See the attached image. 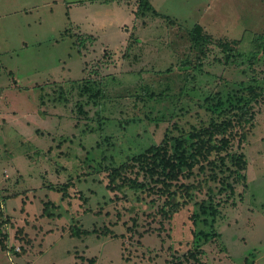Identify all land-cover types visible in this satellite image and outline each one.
<instances>
[{
	"label": "rangeland",
	"instance_id": "374dc122",
	"mask_svg": "<svg viewBox=\"0 0 264 264\" xmlns=\"http://www.w3.org/2000/svg\"><path fill=\"white\" fill-rule=\"evenodd\" d=\"M196 25L211 43L195 45ZM263 43L264 0H0V264H264ZM85 80L101 92L81 97ZM239 83L259 94L250 109H231L249 96ZM205 100L245 117L229 137L243 168L228 155L215 179L199 174L175 213L160 154L110 182L206 124ZM211 190L214 222L194 204Z\"/></svg>",
	"mask_w": 264,
	"mask_h": 264
},
{
	"label": "trees",
	"instance_id": "16d2710c",
	"mask_svg": "<svg viewBox=\"0 0 264 264\" xmlns=\"http://www.w3.org/2000/svg\"><path fill=\"white\" fill-rule=\"evenodd\" d=\"M201 30V27L197 25L192 29L191 39L193 40L195 45L204 40H206L208 43H211L212 38L209 35H205V37L201 35ZM193 48H196L194 44ZM260 53L264 55V43L261 47ZM254 60H259V57H255ZM189 68L192 67L186 63H183L181 66H179L178 69L184 71L188 70ZM254 82L258 83L257 81ZM92 84L93 83L89 80L82 81L79 84L77 83L76 85L79 89V95L82 97L84 96V94L87 95L92 92H96L97 94H99L101 92V88L99 86L94 87ZM252 86L253 85L246 86L243 83H239L237 85L236 90H248L249 96L246 97V95L240 93V96L235 97L237 99L236 105H230L231 109L239 107L240 102H243V107L248 106L249 109L251 108L252 103L257 100V97L259 96V94L256 93ZM62 92L63 91H61V93ZM226 95L228 97L232 96L230 93H227ZM101 98L96 97L95 103H99V100H101ZM205 101L206 105L204 108L211 115L206 124H203L202 126H192L190 127L191 129L180 131L177 136H172V138L174 139V143L171 146L168 142L169 137L166 135L165 138L167 139V141L164 143V145H161L160 147L151 146L145 149L144 152L134 156L133 158L123 162L122 164L116 167H111L109 173L110 182L117 183V180L122 178L121 175H123V172L128 167H131V164L129 162H146L150 158H153L154 160L156 156H159L160 154V163L162 165V170L157 174L158 178L156 179V183L159 184V192L165 196V205L162 209H164V207H167L169 208V213H175L179 211L182 206L193 201L196 191L202 190V182L198 179V177H196L199 174L202 173L203 176H206L203 177L206 182L211 178L215 179L214 169L217 168L219 164H223L228 155L230 156L235 166H237L238 168H243L244 161L242 159V156L229 154L231 145L229 137H232L230 128L235 124L241 125L242 122H246L245 117L237 114L233 110H230L228 105H226V102H224L226 106L221 108L222 103L220 102V100H218V102L215 104L209 102V100ZM208 102L209 104H207ZM232 122H234V124H232ZM243 130H246L245 127L241 128V131ZM240 136L242 137L244 136V134L241 133ZM241 141L242 140L239 139V144H241ZM171 150H173V153L170 154ZM152 151H154L156 154L151 156ZM213 152H215L214 155L216 158L209 160ZM222 152H225V154L221 155ZM195 170L198 171L195 173ZM227 178L228 177H224V179ZM185 179L193 180L187 183ZM129 183V186L124 187L122 183L121 185H119V187L122 186V188H126V190L137 192L138 190H141V188L144 189L146 185L139 182L138 180L130 181V179ZM224 183L225 181H221L220 187L218 188V193H220L221 191H225V193H227L228 195L233 193L234 189L232 188V186L225 185ZM67 184L63 185L64 187H62L64 189V192H66L69 187ZM57 190H60V187ZM210 192L211 194L206 196L205 199L196 201L194 204L201 203L200 213H208V215L212 216L211 222H214L221 201H218L216 199L213 190H211ZM13 196L14 195H12V197ZM1 200H3V195H1L0 193V201Z\"/></svg>",
	"mask_w": 264,
	"mask_h": 264
},
{
	"label": "crops",
	"instance_id": "0c3cea01",
	"mask_svg": "<svg viewBox=\"0 0 264 264\" xmlns=\"http://www.w3.org/2000/svg\"><path fill=\"white\" fill-rule=\"evenodd\" d=\"M36 194V193H35ZM34 194V195H35ZM29 253H24V254H22L21 256L23 257V256H25V255H28ZM4 255V254H3ZM4 256H7L10 260H11V262H13V260L11 259V255H9L8 253H6ZM21 256H16V261H18L17 259H21ZM15 264H18V262H15Z\"/></svg>",
	"mask_w": 264,
	"mask_h": 264
}]
</instances>
